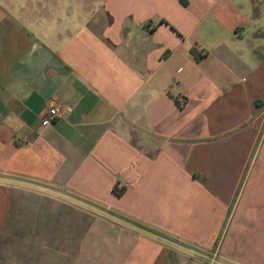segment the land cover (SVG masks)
<instances>
[{
  "label": "crops",
  "instance_id": "obj_1",
  "mask_svg": "<svg viewBox=\"0 0 264 264\" xmlns=\"http://www.w3.org/2000/svg\"><path fill=\"white\" fill-rule=\"evenodd\" d=\"M252 152L264 0H0V264H264Z\"/></svg>",
  "mask_w": 264,
  "mask_h": 264
},
{
  "label": "rangeland",
  "instance_id": "obj_2",
  "mask_svg": "<svg viewBox=\"0 0 264 264\" xmlns=\"http://www.w3.org/2000/svg\"><path fill=\"white\" fill-rule=\"evenodd\" d=\"M264 159V152H261L258 155L255 152H252L249 157H245L243 159V168H242V177H241V185L238 189L233 191V198L229 200V204L226 209L224 220L222 221L219 229V235L229 231L232 232L240 223V218L245 216L246 219L251 218L252 216H256L259 212L264 214V183H261V187L254 188L252 185H256V177L258 176V167L260 165V179H264V165H262ZM259 189V190H254ZM257 191L260 193L261 199L259 203L252 205V200L249 199V195L253 192ZM253 226H246L245 231L251 232L252 229H257L255 224L257 222L250 221ZM247 227H250L246 229ZM243 229V228H241ZM252 238H246V240H251Z\"/></svg>",
  "mask_w": 264,
  "mask_h": 264
},
{
  "label": "built area",
  "instance_id": "obj_3",
  "mask_svg": "<svg viewBox=\"0 0 264 264\" xmlns=\"http://www.w3.org/2000/svg\"><path fill=\"white\" fill-rule=\"evenodd\" d=\"M64 116V110L58 105L53 104L46 112L44 118L42 119L41 126L48 127L51 126L56 120Z\"/></svg>",
  "mask_w": 264,
  "mask_h": 264
},
{
  "label": "trees",
  "instance_id": "obj_4",
  "mask_svg": "<svg viewBox=\"0 0 264 264\" xmlns=\"http://www.w3.org/2000/svg\"><path fill=\"white\" fill-rule=\"evenodd\" d=\"M124 189H117V188H114L113 189V192L115 193V195H117V196H122L123 195V193H124ZM141 227H143V228H146V227H144V226H141ZM147 229V228H146Z\"/></svg>",
  "mask_w": 264,
  "mask_h": 264
}]
</instances>
